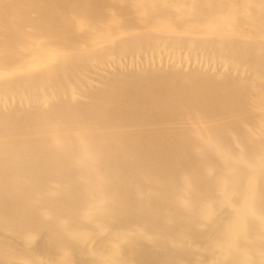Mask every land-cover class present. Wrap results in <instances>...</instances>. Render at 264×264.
Listing matches in <instances>:
<instances>
[{
    "label": "bare ground",
    "instance_id": "obj_1",
    "mask_svg": "<svg viewBox=\"0 0 264 264\" xmlns=\"http://www.w3.org/2000/svg\"><path fill=\"white\" fill-rule=\"evenodd\" d=\"M0 264H264V0H0Z\"/></svg>",
    "mask_w": 264,
    "mask_h": 264
}]
</instances>
